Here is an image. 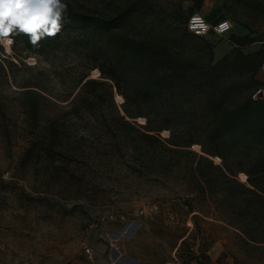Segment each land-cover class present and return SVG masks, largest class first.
Masks as SVG:
<instances>
[{
	"label": "rangeland",
	"instance_id": "rangeland-1",
	"mask_svg": "<svg viewBox=\"0 0 264 264\" xmlns=\"http://www.w3.org/2000/svg\"><path fill=\"white\" fill-rule=\"evenodd\" d=\"M117 6L135 9L123 31L166 41L190 80L234 47L231 34L252 40L242 47L245 53L264 48V0H72V9L95 17L108 18ZM200 8L213 20L229 19L231 30L222 36H184L187 15ZM91 46V41L72 42V50L25 56L13 43H0V264H69L84 256L85 247L108 260L116 253L114 262L127 257L137 264H166L174 253L173 264H183L200 245L216 264H264V246L245 245L221 220L211 198L186 191L174 162L146 161L144 154L129 153L119 138L114 142L117 130L105 87H97L93 109L107 130L91 120L84 104L72 111L79 77L100 75L86 56ZM257 77L262 85L254 95L264 97V67ZM189 88L181 94L187 101L194 99ZM113 101L118 107L123 102L115 88ZM206 113L201 107L186 112L199 119ZM159 135L167 137L168 131ZM77 137L80 142L72 143ZM195 137L206 145L217 143L200 131ZM253 143L249 155L264 156V140ZM160 148L156 154L165 155ZM190 148L201 153L199 144ZM236 176L246 180L243 172ZM107 213L123 214L128 223L102 222Z\"/></svg>",
	"mask_w": 264,
	"mask_h": 264
},
{
	"label": "trees",
	"instance_id": "trees-1",
	"mask_svg": "<svg viewBox=\"0 0 264 264\" xmlns=\"http://www.w3.org/2000/svg\"><path fill=\"white\" fill-rule=\"evenodd\" d=\"M64 2L67 11L60 33L41 39L39 46H33L29 36L20 33L11 37L13 47L21 49L25 56L41 55L66 47L72 50V42L91 41L92 51L86 56L91 68L98 69L100 75L93 78L84 73L79 77L72 111L78 109L77 103L84 104L91 120H98L101 131L107 130L108 124L100 121L93 109L97 87H105L117 130L114 142L119 138L129 153L144 154L146 161H163L161 165L174 162L173 171L182 174L179 180L186 191L205 200L211 198L221 220L239 232L245 245L264 246V156L249 155L253 142L264 140V97L254 95L262 85L257 73L264 67V48L245 53L242 47L252 40L231 34L229 40L234 47L200 68L190 80L188 68L173 57L172 47L166 41L137 38L123 31L121 26L134 13L133 6H117L106 18L72 9V0ZM193 11L185 19L184 36H198L186 28ZM219 19L222 18L207 20ZM209 35L215 34L209 32L201 37ZM105 45L108 47L104 50ZM187 86L194 95L190 101L181 97ZM113 88L123 97L119 107L113 101ZM200 107L207 112L202 119L186 114L189 109ZM137 117H143L144 123H136ZM162 130L168 131L167 137L159 135ZM196 131L207 138H217V143L206 145L196 139ZM87 134L93 138L90 131ZM79 142L80 137L72 141ZM193 143L199 144L201 153L190 148ZM159 148L165 155L156 154ZM228 154L234 161H227ZM215 155L221 159L219 163L212 160ZM238 172L246 175L245 181L238 179ZM184 201L193 211L190 200ZM192 260L196 264H210L202 245L197 253L190 252L188 258H182L183 264H193Z\"/></svg>",
	"mask_w": 264,
	"mask_h": 264
},
{
	"label": "clouds",
	"instance_id": "clouds-1",
	"mask_svg": "<svg viewBox=\"0 0 264 264\" xmlns=\"http://www.w3.org/2000/svg\"><path fill=\"white\" fill-rule=\"evenodd\" d=\"M66 11L64 0H0V43L11 45L10 37L23 33L39 46L61 32Z\"/></svg>",
	"mask_w": 264,
	"mask_h": 264
},
{
	"label": "built area",
	"instance_id": "built-area-1",
	"mask_svg": "<svg viewBox=\"0 0 264 264\" xmlns=\"http://www.w3.org/2000/svg\"><path fill=\"white\" fill-rule=\"evenodd\" d=\"M226 26V27H225ZM232 27V23L227 18L219 19L215 22H210L206 19V17L202 14L200 10H194L187 18L186 28L187 30L195 35L204 36L209 32H213L215 35L222 36L227 33ZM102 222H126V217L123 214H113L107 213L102 217ZM122 232L125 234L127 232V228L123 229ZM84 254L86 257L91 260L93 258L92 249L90 247H85ZM176 256L174 253L172 257L166 261V264H173Z\"/></svg>",
	"mask_w": 264,
	"mask_h": 264
},
{
	"label": "crops",
	"instance_id": "crops-1",
	"mask_svg": "<svg viewBox=\"0 0 264 264\" xmlns=\"http://www.w3.org/2000/svg\"><path fill=\"white\" fill-rule=\"evenodd\" d=\"M200 11L202 12L203 9L200 8ZM205 17L209 20H212L209 13H205ZM116 258L117 254L115 253L109 260L96 255L91 260H89L84 254L83 257L74 258L69 264H137L135 260L128 259L127 257H122L120 258L119 262H114V259ZM210 264H216V262L211 260Z\"/></svg>",
	"mask_w": 264,
	"mask_h": 264
},
{
	"label": "snow or ice",
	"instance_id": "snow-or-ice-1",
	"mask_svg": "<svg viewBox=\"0 0 264 264\" xmlns=\"http://www.w3.org/2000/svg\"><path fill=\"white\" fill-rule=\"evenodd\" d=\"M226 27V26H225Z\"/></svg>",
	"mask_w": 264,
	"mask_h": 264
}]
</instances>
